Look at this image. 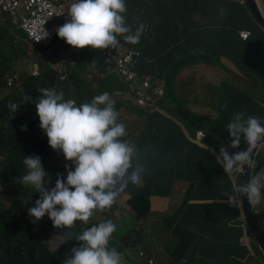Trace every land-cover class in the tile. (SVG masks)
Returning a JSON list of instances; mask_svg holds the SVG:
<instances>
[{"label": "clouds", "instance_id": "obj_1", "mask_svg": "<svg viewBox=\"0 0 264 264\" xmlns=\"http://www.w3.org/2000/svg\"><path fill=\"white\" fill-rule=\"evenodd\" d=\"M259 1L264 4V0ZM46 2L49 6L35 5L27 9L28 2L18 0L14 9H11L7 6V0H0V27H3L4 17L5 23L8 22L21 37L25 50L31 37L42 46L34 52L35 58L28 63L32 72L23 70L21 73L18 62L9 72L12 75L8 73L4 77L0 100L4 90L23 89L22 76L33 77L60 63L68 64L72 86L76 88V92H71L68 98H65L63 90L41 88L34 98L28 96L21 101L29 102L31 116L28 119L38 133L41 149L27 148L22 151L19 160L13 184L19 190L13 194L20 202V214L36 228L47 229L53 253H59L63 247L58 264H128L132 261L154 264L151 258L143 256V252L130 253L126 250L143 249L140 238L129 241L128 236L122 234L129 228L122 227L109 211H104L115 205L117 197L127 189L132 194L144 190L139 185L142 181L145 183V176L150 171L142 161L152 151V147H139L137 143L146 134L147 126H151L149 133H153V117L158 112L164 113L157 103L163 93L153 90L149 80L142 77L141 62L144 55L138 47L140 43L144 49L152 46L144 43L146 39H153V25L146 23L144 18L131 19L127 0H72L67 11L70 17L67 22L53 18L56 0ZM242 2L247 6L246 0ZM256 5L264 15L258 0ZM30 10H33L31 16L28 15ZM250 13L252 15L251 10ZM252 18L254 20L253 15ZM140 20L144 22L140 23ZM254 22L264 32V28ZM242 33H246L247 37L244 38ZM238 34L242 40H246L252 33L241 29ZM121 46L138 53L134 80L122 78L121 84L114 86V71L118 75L115 70V51ZM108 59L111 62H107ZM81 71H86V76L90 78L93 74L107 76L97 89L89 90L79 79ZM129 84H133L134 88ZM103 85L111 89L105 90ZM216 86H220L219 82H216ZM86 92L92 93L82 98ZM110 93L115 94L114 100ZM221 107L227 108L228 105L225 103ZM7 108L10 117L21 118L17 102L10 101ZM117 109L146 116L147 121L136 143L131 138L125 116H118ZM172 124L182 125L179 120H173ZM204 125L200 123L193 140L211 152L213 149L204 141ZM21 127L22 130L27 128L26 125ZM218 127L217 139L226 142L219 134L223 126ZM226 130L231 138L228 148L235 151L229 153L225 147H220L216 160L229 181H238L233 183L230 190L222 193L221 196L226 199L206 191L195 175L177 176L176 164L172 166L173 175L167 193L148 195L145 220L150 212L151 195L168 198L170 210L171 196L179 180L187 182L181 201L168 216L172 228H178V232L172 228L169 231L177 241L169 250L167 264H173L174 260L190 264V260L197 262L200 259L205 264H208V260L211 264H264L263 252L256 243L245 211V207H249L257 216L264 233V163L261 164L264 157L259 158V153L256 157L257 149L264 147V117L249 115L244 110L234 111ZM198 131L204 133L201 140H197ZM43 149L53 153L57 160H46ZM169 150L170 139L162 136L156 156L165 159ZM246 168L251 175L247 182L242 183ZM3 174L0 167V175ZM7 190L6 184H0V197L4 203H8L4 198ZM212 203H221L233 212L230 217L223 218L222 224L241 229L236 243L243 248V256L229 255L225 261L218 262L208 255V248L215 242L224 248L228 247L226 242L218 240L214 233L209 232L208 215L199 207ZM122 208L129 210L130 203L122 204ZM192 210L197 211L199 216H194ZM181 230L191 232L187 246L183 244ZM53 235H62V238L56 240L52 238ZM181 249V257L174 259L173 252Z\"/></svg>", "mask_w": 264, "mask_h": 264}, {"label": "trees", "instance_id": "obj_2", "mask_svg": "<svg viewBox=\"0 0 264 264\" xmlns=\"http://www.w3.org/2000/svg\"><path fill=\"white\" fill-rule=\"evenodd\" d=\"M170 1H172V4L178 6V12L181 17L185 18L190 14V11H188L189 8L197 3L198 0ZM231 1L233 0H230V4H236V2ZM166 8H172V6L165 5L162 10ZM210 8H213V6H210ZM169 12H171L170 9ZM144 20L146 23L153 25L150 19L144 18ZM190 29L211 32L208 37L214 33V30L208 28V26H197L191 27ZM153 37H155V34ZM1 39L4 41L2 37ZM41 48V45H35V51L40 50ZM138 49L143 55H147L141 43ZM206 50L208 51V44L206 45ZM24 53L25 49L22 46L21 39L17 40L11 35L7 41H4L3 50L0 49V91L3 87L4 77H6L14 67H11V65H13L12 63L21 58ZM201 56L202 48L199 47L197 49L196 58L199 59ZM206 57V59H208V55ZM154 66V63L151 65L149 64L150 69L154 68ZM22 80L21 87H23V89L20 88L9 91L8 100L4 101L3 98L0 100V155L2 156L0 167L6 176H14L16 174L23 150H26L27 148L41 149V142L38 133L28 119V116H31V110L28 106L29 102L21 101H24L28 96L34 98L36 95L35 93H38L41 88H56L57 90H63L65 98H68L71 92H76V88L72 86L71 74L68 71L67 63H60L58 66L49 68L46 71L42 70L33 77L22 76ZM121 81V75H117L114 71V86L120 85ZM166 98H171V95L169 97L166 96ZM10 101L18 103L20 119L10 117V111L7 108ZM250 102L251 106L249 108V113L263 116L264 106L256 101ZM227 108L231 109L229 105ZM227 108L221 109L222 117H226L227 112L225 113V111ZM5 109L8 111L5 112ZM234 109L235 111L238 110V108ZM119 110L120 109H117L119 113L118 116L124 115L123 110ZM162 121L166 122L164 129H162L160 125V122ZM179 121L182 125L175 126L163 118L156 120L154 116L152 125L162 130H156L153 133H149L151 126H147L145 129L146 134L142 135L138 140L137 146L143 147L150 145L152 147V151L147 155L146 159L142 161L150 169L149 173L145 176L146 188L141 191L143 197L140 199L144 206L145 214L147 213L149 194L167 193L169 181L173 175L172 166L174 164L178 166L176 170L177 176L182 177L185 175L187 177H192L195 175V177L201 180L206 191H209L212 195H217L222 199H226L221 196L222 193L230 190L234 183L233 181L228 180L223 167L218 164V160H216L219 149L217 148L218 151L213 150L209 152L206 151L204 147L195 144L193 137L197 129L200 128L201 122L190 114L187 119L181 118ZM22 125L27 126L26 130H22ZM214 135L216 136H213V133H211L210 141L213 144H219L220 146L221 143L217 139V132ZM162 136L170 139V150L165 159L156 156V151L159 148L160 138ZM205 140L206 137L204 138V141ZM42 153L48 161L57 160L56 156L49 151L43 149ZM261 157H264V149L259 152V158ZM6 185L8 190L4 198L8 203L0 201V264H26L22 259H26L27 254L30 257L27 264H40L32 258V248L34 246L47 252L45 258L46 262L49 264H58V256L63 251V247L59 253H53L51 251L52 241L48 240L47 229L45 227L36 228L21 216L20 202L13 194L18 192L19 189L11 184ZM131 204L135 207V203L132 202ZM199 207L205 211V215H208L209 232L214 233L218 240H222L228 244V247L224 248L222 245L215 242L210 248H208V255L218 262L225 261L229 255L243 256V248L236 243V238L241 229L235 227L230 228L225 224H222L223 218L230 217L233 212L221 203L200 205ZM192 214L194 216H199V213L194 210H192ZM138 217H141V214H138ZM163 221L165 228L170 231L172 228L171 220L168 217H165L163 218ZM172 230L178 232V228H172ZM33 232L46 236V240L35 242L31 237V233ZM52 233L56 234L58 232ZM180 235L183 238V244L187 246L191 232L189 230H181ZM182 253V249L175 250L173 252L174 259L180 258ZM197 262L198 264H205L203 259L197 260ZM208 264H211V261L208 260ZM235 264L237 263L235 262Z\"/></svg>", "mask_w": 264, "mask_h": 264}, {"label": "crops", "instance_id": "obj_3", "mask_svg": "<svg viewBox=\"0 0 264 264\" xmlns=\"http://www.w3.org/2000/svg\"><path fill=\"white\" fill-rule=\"evenodd\" d=\"M171 2L127 0V11L131 19L148 18L153 23L155 38L145 40V45L152 46L144 49L147 55H144L141 62L142 77L149 80L153 90H160L163 93L157 103L164 109V113L158 112L155 115L156 120L163 118L172 123L173 120L187 119L190 114L201 122L199 117L205 115L204 124L207 125L203 131L206 133V144L218 151L210 141L211 133L215 134L219 131L218 126H223L224 129L219 134L222 139H228L226 125L235 111L234 108L253 115L249 113L250 101H256L264 106V32L252 20L250 10L242 0L231 1L236 4H230V0H198L192 5L196 9L188 10L190 14L185 18L178 12V6ZM71 3L72 0H56L54 4L56 13L53 18L67 22L70 19L67 11ZM165 5H171L172 8L162 10ZM197 26H208L214 33L208 37V32L204 30L190 29ZM241 29L250 30L251 36L242 40L238 34ZM35 45L37 40L29 38L26 50L35 52ZM199 47L202 48V56L198 59L196 53ZM242 59L257 72L260 79H251L237 70L236 67L243 69ZM152 63L155 66L150 69L149 64ZM124 70L132 71V65L124 64ZM189 73H193L194 78L188 82L192 81L193 84L185 90L189 96L182 100L176 90L177 78ZM173 78L176 80L173 81ZM216 82H219V87L216 86ZM202 83L208 87V97L198 92V86ZM170 95L171 98H166ZM225 103L231 109L227 108L225 113L228 114L222 117L221 106ZM160 125L164 129L166 122L162 121ZM162 129L154 127L153 132ZM220 147L223 145L220 144L218 149ZM224 147L229 153L232 152L227 146ZM15 176L16 174L0 175V184L13 185ZM149 202L148 210L155 216L169 211L170 200L166 197L151 195Z\"/></svg>", "mask_w": 264, "mask_h": 264}, {"label": "rangeland", "instance_id": "obj_4", "mask_svg": "<svg viewBox=\"0 0 264 264\" xmlns=\"http://www.w3.org/2000/svg\"><path fill=\"white\" fill-rule=\"evenodd\" d=\"M263 4V3H262ZM264 6V4H263ZM196 8L195 7H190L189 10L194 11ZM5 16V15H3ZM2 22H3V27H0V49L3 50L4 46V41H7L9 39V36L13 35L17 40H20L21 37L14 32V29L9 23H5L4 17H2ZM253 20V18H252ZM254 21V20H253ZM2 28H5L3 30ZM193 33V30H192ZM211 32H208V35ZM1 37L3 38L4 41H2ZM35 58L34 55V50H25V53L22 54L21 58L16 60L14 63H12V66H15L19 62V71L23 73V70H27L29 72H32L33 70L30 69L28 66V63L31 62ZM107 62H111L110 59H108ZM208 64V59L206 60ZM86 63V62H84ZM242 65L243 69H239L238 67L237 70L241 72L243 75H247L251 79H260L259 75L257 74L256 71L252 69L251 66L247 65L243 59H242ZM88 68V67H87ZM110 68H108V71ZM36 71V70H35ZM107 75H92V77L86 76V71H81L79 74V79L83 80V84L86 86L87 89L89 90H94L99 87V84L101 80ZM205 77V75H202ZM246 76V77H247ZM206 77H208L206 75ZM194 78L193 73L188 74H183L179 78H177L176 82V90L178 92V96L180 99L187 98L189 96L188 91H185L190 85L193 84V82H188L189 79ZM176 80V78H173V81ZM261 81V80H260ZM89 82V85L87 83ZM263 82V81H261ZM6 84H9L7 81L5 82ZM103 88L105 90L110 89L108 85H103ZM250 90V88H249ZM8 92L9 90H4L3 93V99L4 101L8 100ZM198 92L202 95L206 94L208 97V87L206 88V84L202 83V85L198 86ZM92 92H86L82 94V98H87ZM110 97L114 100L116 98L114 93H110ZM264 105V103H263ZM8 110L5 109V112ZM202 114H207L205 111H200ZM123 114L126 118V121L129 126L130 130V135L133 141L136 143L137 139L139 138L141 131L143 129V126L145 122L147 121L146 116H144L142 113L136 114L134 112H130L129 110H124L123 109ZM201 120V123L204 124L206 121V116L201 115L199 117ZM213 136H216L213 134ZM218 137V136H217ZM230 136L228 139L225 141H219L223 147L227 146L230 141ZM218 148L219 144H213ZM210 148V147H209ZM264 148V147H263ZM230 150L233 152L235 149ZM264 163V160L261 162V164ZM131 186V185H130ZM143 187L144 189L146 188V184L142 181V184L139 185ZM136 187V186H134ZM187 187V182H182L179 180L178 185L175 187L173 190L172 196H171V201H172V206L170 210L166 213H163L162 215L155 216L151 212H149L148 218L145 220V212H144V206L141 203L140 199L143 197L140 191H137L135 193H130L128 189L124 192L121 193L117 199L116 202L114 203L111 208L105 209L104 211H109L116 219V221L122 226V227H127L129 228L128 230L123 231V235L128 236V240L132 241L134 238L139 237L141 240V243L143 245V249L139 251H135L133 248H126L130 253L137 252L139 253L140 251L143 252V256L145 258H151L153 260L154 264H167L168 261V254L169 250L173 248V246L176 244L177 238L172 236L171 233L165 228L164 226V221L163 218H167L171 212H173L176 207L178 206L179 202L181 201V196L183 190ZM0 201H3L0 197ZM135 203V207L132 206L131 203ZM130 203V209L125 210L122 208V204H127L129 205ZM138 214H141V217H138ZM31 237L34 239L35 242L43 240H46V236H42L39 233L33 232L31 233ZM53 239L57 238H62V235H53ZM119 240V239H118ZM47 252L45 250H42L41 248H38L34 246L32 248V258L35 260L37 263L40 264H49L46 262ZM24 263H28L30 260L29 255L27 254L26 259H22ZM143 262V261H142ZM139 264L137 262H130L128 264ZM182 262H179L177 260H174L173 264H181ZM190 264H198L196 261L190 262Z\"/></svg>", "mask_w": 264, "mask_h": 264}, {"label": "built area", "instance_id": "obj_5", "mask_svg": "<svg viewBox=\"0 0 264 264\" xmlns=\"http://www.w3.org/2000/svg\"><path fill=\"white\" fill-rule=\"evenodd\" d=\"M28 2V5L26 6L27 9H30L31 7L38 5V6H49V4L46 2L47 0H26ZM18 0H7V6L11 9H14V4H16ZM33 14V10L29 11V16ZM243 37L246 38V33H242ZM116 57V67L115 69L119 75H121L124 80L133 79L134 80V65L136 62V56L137 52L131 50L130 48H127L126 46L118 47L115 51ZM129 63L132 65V71L125 72L124 70V64ZM115 67V68H116ZM129 86L133 89V84H129ZM141 92V91H139ZM204 136V133L202 131L197 132V140H201ZM262 149H264L262 147ZM242 177V176H241ZM241 179V178H240ZM234 183L238 182L237 180L233 181Z\"/></svg>", "mask_w": 264, "mask_h": 264}, {"label": "water", "instance_id": "obj_6", "mask_svg": "<svg viewBox=\"0 0 264 264\" xmlns=\"http://www.w3.org/2000/svg\"><path fill=\"white\" fill-rule=\"evenodd\" d=\"M257 0H246L247 6L250 8L252 15L254 17V20L264 28V15L263 13L258 9L256 5ZM149 32V28L147 29ZM262 149H257L256 157H258L259 151ZM255 151V150H254ZM251 172L247 168L245 169V172L243 173V178L241 179V182H247L248 178H250ZM245 201V200H244ZM246 202V201H245ZM246 215H247V221L250 226V229L252 233L256 236V243L260 246L263 255H264V233L261 230L260 223L258 222L257 216L249 209V207H245Z\"/></svg>", "mask_w": 264, "mask_h": 264}, {"label": "bare ground", "instance_id": "obj_7", "mask_svg": "<svg viewBox=\"0 0 264 264\" xmlns=\"http://www.w3.org/2000/svg\"><path fill=\"white\" fill-rule=\"evenodd\" d=\"M258 2L261 4L262 9L264 10V6H263L262 2H260L259 0H258Z\"/></svg>", "mask_w": 264, "mask_h": 264}]
</instances>
